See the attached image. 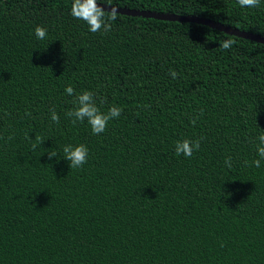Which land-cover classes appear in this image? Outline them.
I'll list each match as a JSON object with an SVG mask.
<instances>
[{"label": "trees", "instance_id": "16d2710c", "mask_svg": "<svg viewBox=\"0 0 264 264\" xmlns=\"http://www.w3.org/2000/svg\"><path fill=\"white\" fill-rule=\"evenodd\" d=\"M97 2L264 38V0ZM71 3L0 0V264H264V161L252 165L264 131V45L120 14L92 33ZM68 85L121 115L98 135L73 125ZM185 139L199 150L177 156ZM68 144L88 149L79 169L63 159Z\"/></svg>", "mask_w": 264, "mask_h": 264}, {"label": "clouds", "instance_id": "9594fccd", "mask_svg": "<svg viewBox=\"0 0 264 264\" xmlns=\"http://www.w3.org/2000/svg\"><path fill=\"white\" fill-rule=\"evenodd\" d=\"M237 4L241 8H256L260 5V0H236ZM70 14L73 18L82 21L88 28V31L92 33L103 30L108 32L111 30L112 22L116 20L117 14L115 9L109 11L104 10L103 7L97 2V0H72ZM35 37L38 40H43L47 36V29L43 26H37L34 29ZM233 39L222 41L220 48L222 50H228L234 44ZM170 75L175 78L176 73L170 71ZM64 92L67 96H74L72 101L74 107L68 110L65 115L71 119V123L76 125L86 122L90 127L93 135L103 133L110 120L118 118L121 115L122 109L116 106L110 107L106 112L100 110L94 100V94L91 91H83L80 94H76L71 85L65 87ZM50 120L59 124L60 117L56 113L55 109L50 110ZM194 118L191 123L195 124ZM11 138V137H10ZM29 140V135L27 137ZM39 142V146L45 141L39 137L35 138ZM252 143L255 146V151L259 159L252 161V165L256 168L261 167V162L264 161V131L260 130V134L257 135ZM200 141H191L188 139L177 141L175 143V154L177 156L183 155L185 157L192 156L194 151L199 150ZM37 147V143L32 144L33 150ZM63 159L69 162V168L79 169L88 159V149L85 145L79 144L73 146L71 144L63 146ZM54 157H58V153L55 149L47 150L48 160H53ZM247 163V162H246ZM225 165L231 167V157L225 160ZM50 167V166H49ZM223 195V193H222Z\"/></svg>", "mask_w": 264, "mask_h": 264}, {"label": "water", "instance_id": "95a60500", "mask_svg": "<svg viewBox=\"0 0 264 264\" xmlns=\"http://www.w3.org/2000/svg\"><path fill=\"white\" fill-rule=\"evenodd\" d=\"M101 7L104 8V10L109 11L111 9H115L116 14L120 15H125V16H130V17H143V18H152V19H157V20H165V21H179V22H192L195 24H201L208 26L211 29H215L217 31L223 32L227 35L230 36H235L238 38L254 41L259 44L264 45V38L246 33L243 31H239L227 26H223L221 24H217L208 20L200 19V18H195V17H187V16H173V15H167V14H156V13H149V12H138L134 10H128V9H120L112 6H107V5H102L100 4Z\"/></svg>", "mask_w": 264, "mask_h": 264}]
</instances>
